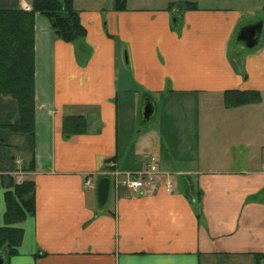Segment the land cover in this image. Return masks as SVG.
Masks as SVG:
<instances>
[{
    "label": "crops",
    "instance_id": "0c3cea01",
    "mask_svg": "<svg viewBox=\"0 0 264 264\" xmlns=\"http://www.w3.org/2000/svg\"><path fill=\"white\" fill-rule=\"evenodd\" d=\"M72 3L85 60L34 16L33 136L9 127L17 104L0 96V228L7 178L35 186L34 214L14 225L22 240L5 264H264V0H126L123 11L114 0ZM250 28L252 49L238 40ZM228 90L262 100L226 109ZM177 96L197 97L188 128L172 116ZM146 99L154 114L138 129ZM67 116L85 117L88 133L63 139ZM110 159L121 172L154 164L161 176L151 191L109 194L100 207Z\"/></svg>",
    "mask_w": 264,
    "mask_h": 264
},
{
    "label": "trees",
    "instance_id": "16d2710c",
    "mask_svg": "<svg viewBox=\"0 0 264 264\" xmlns=\"http://www.w3.org/2000/svg\"><path fill=\"white\" fill-rule=\"evenodd\" d=\"M126 0H114V10H125ZM181 7V5H178ZM185 10L194 9L191 3L182 5ZM30 11L22 9H0V96L8 97L17 104L19 121L9 125L16 133L34 135V16L46 17L53 36L77 46L78 58H85L86 50L79 44L86 36L72 0H30ZM180 16L173 19L177 23ZM174 23V24H175ZM84 48V49H83ZM226 109L257 104L262 96L256 91L228 90L223 93ZM62 137L67 140L75 135L88 133L87 120L83 116H67L62 121ZM114 159L107 161L115 163ZM33 163L26 169L32 170ZM3 183L6 177H3ZM103 178V177H102ZM4 193V226L0 228V252L6 257L16 254L22 240V230L14 225L22 222L35 211V186L31 181L10 185ZM193 200L197 201L196 197ZM194 203V202H193Z\"/></svg>",
    "mask_w": 264,
    "mask_h": 264
},
{
    "label": "built area",
    "instance_id": "2783aa9c",
    "mask_svg": "<svg viewBox=\"0 0 264 264\" xmlns=\"http://www.w3.org/2000/svg\"><path fill=\"white\" fill-rule=\"evenodd\" d=\"M21 9L24 11H30L31 7L29 4L22 2ZM18 165L20 163L18 162ZM114 163H109L107 165L108 170L105 175L109 178V185L112 194L115 195L116 198L121 195L124 190L128 191L131 194H138L141 191H144L147 186H151L154 182L153 175L156 174L157 168L154 164H149L145 169L138 172H124L120 173L115 167ZM18 176H23V171L21 169L18 170ZM3 177L0 175V190ZM15 183H20L16 181ZM152 187V186H151ZM84 188H92V182L90 177H86L84 182ZM173 185L167 181L165 183V191L167 193H172Z\"/></svg>",
    "mask_w": 264,
    "mask_h": 264
},
{
    "label": "rangeland",
    "instance_id": "374dc122",
    "mask_svg": "<svg viewBox=\"0 0 264 264\" xmlns=\"http://www.w3.org/2000/svg\"><path fill=\"white\" fill-rule=\"evenodd\" d=\"M239 46H240L241 49H246V47L243 44L242 45L240 44ZM196 98H197L196 96H177V97H173V98L170 99L171 101H173L172 103H174L176 106H178L177 108L175 107L176 110H175V112H174V114L172 116H174L177 121L178 120H181V122L183 121V126L185 128H188V124H189V126H191V123L193 122V119H195V117L198 115L197 114L198 108L196 106H192V103L194 102V100ZM207 109L208 108L203 107L202 109H199V110H201V112L203 113L204 111H208ZM164 111H165V109H164ZM163 114L164 113H162V115ZM156 117L153 118L148 124H146L147 127H149L151 125L154 126L157 123L158 116H156ZM136 120H137V123H138V129L143 128L144 127V124H142L141 117L139 119V116H138V118ZM180 123H179V126H180ZM176 129H178V124H176ZM189 129H190V127H189ZM185 135H186V133L184 134V136ZM189 136H191V132H190V135L188 134V138H189ZM169 146H170V144H169ZM190 167H195V166H190ZM107 170H108V167H106V169L104 171V175H105V173H106ZM120 173H124V172H121L120 171ZM158 176H161L159 172H156V174L152 176L153 179H154V181H156V179L158 178ZM90 180H92V179L90 178ZM167 181H169L172 184V182L169 180V177L168 176H166L164 178V185H165V183ZM95 183H97V182L95 181ZM151 186H153V184ZM151 186H147L144 191H141V193H138V194H131L130 193V194L131 195H141V194L147 192L148 190L151 191V189H153ZM109 194L110 195L112 194V192H111L110 189H109ZM109 194H108V198H109ZM107 202H108V199H107ZM107 202H106V204H107Z\"/></svg>",
    "mask_w": 264,
    "mask_h": 264
},
{
    "label": "water",
    "instance_id": "95a60500",
    "mask_svg": "<svg viewBox=\"0 0 264 264\" xmlns=\"http://www.w3.org/2000/svg\"><path fill=\"white\" fill-rule=\"evenodd\" d=\"M258 31V30H257ZM239 39L245 42V45L248 49H252L256 45L255 35L256 32L250 28L245 31H240ZM154 114V106L150 99H146L143 102L141 109V119L143 123L148 122ZM97 204L102 207L106 204L109 194V180L107 177H103L98 181L97 188ZM6 255L3 252H0V264H5Z\"/></svg>",
    "mask_w": 264,
    "mask_h": 264
}]
</instances>
